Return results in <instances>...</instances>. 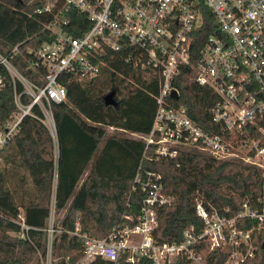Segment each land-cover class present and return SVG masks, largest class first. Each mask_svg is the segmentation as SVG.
<instances>
[{
  "label": "built area",
  "instance_id": "2783aa9c",
  "mask_svg": "<svg viewBox=\"0 0 264 264\" xmlns=\"http://www.w3.org/2000/svg\"><path fill=\"white\" fill-rule=\"evenodd\" d=\"M38 1L33 11L48 15L43 25L48 38L36 47L14 44L0 52V91L9 83L13 103L5 116L0 113V155L24 116L41 122L55 143L52 104L65 100L59 75L96 76L109 49L120 51L124 62L156 75L150 129L135 133L150 157L191 150L251 165L259 169L262 180L255 202L243 201L230 215L206 209L195 198L199 226L183 228L177 241H160L153 236L156 209L168 205L171 196L162 188L159 173L137 171L131 190L137 187L143 195L135 222L112 227L101 238L80 234V257L116 262L123 256L130 264L139 257L149 258L151 264H173L182 258L200 264L196 247L201 244L224 252V264L250 257V233L264 225V0ZM208 16L211 24L205 22ZM84 20L88 27L75 34ZM183 65L215 94L208 108L214 130L201 127L184 106L172 102L178 96L174 76ZM244 218L255 224L241 227Z\"/></svg>",
  "mask_w": 264,
  "mask_h": 264
},
{
  "label": "trees",
  "instance_id": "16d2710c",
  "mask_svg": "<svg viewBox=\"0 0 264 264\" xmlns=\"http://www.w3.org/2000/svg\"><path fill=\"white\" fill-rule=\"evenodd\" d=\"M38 2L0 0V52L14 44L36 47L48 38L43 26L48 15L33 11ZM74 15L79 18V12L74 11ZM211 21L208 16L205 22ZM88 25L84 20L75 34ZM102 60L104 64L94 77L78 79L73 72L59 75L65 100L52 104L55 143L41 122L24 116L3 149L4 161L10 159L26 171L33 193L18 200L8 182L7 167L0 163V264H41L36 256L38 252L45 255L43 230L50 204L55 213L62 211L58 233L51 242L50 264H74L81 256L82 233L101 238L112 227L133 224L143 195L137 187L131 190L137 171L159 173L162 188L171 196L168 205L156 209L153 236L160 241H177L183 228L199 226L195 198L206 209L227 215L235 213L245 200L255 202L262 180L259 169L251 165L191 150L150 157L140 138L105 135L106 126L135 133L149 131L157 81L149 69L124 62L120 51L108 49ZM174 84L178 96L172 99L173 104L184 106L201 127L214 130L208 112L215 100L213 90L197 83L185 65L174 76ZM110 90L114 104L103 101ZM12 107L11 86L6 83L0 91L1 115ZM252 224L253 220L244 218L240 226L249 228ZM250 241L253 254L238 264H264V225L251 231ZM196 251L202 256L200 264H224L222 251L208 250L203 244ZM85 264L130 263L123 256L116 262L95 256ZM133 264L151 261L139 257ZM173 264L189 263L177 258Z\"/></svg>",
  "mask_w": 264,
  "mask_h": 264
},
{
  "label": "rangeland",
  "instance_id": "374dc122",
  "mask_svg": "<svg viewBox=\"0 0 264 264\" xmlns=\"http://www.w3.org/2000/svg\"><path fill=\"white\" fill-rule=\"evenodd\" d=\"M24 1H30V0H24ZM123 135L128 137L136 138L135 132L131 133L128 131H124L117 127L112 126H106L105 127V135ZM54 151L55 148H54ZM4 151H2L0 155V163L4 164L7 167V176H8V182L10 187L14 190L15 195L17 199L19 198L26 200L32 196L33 188L30 182V179L28 178L26 171L23 169V167L15 164L14 162L7 160L4 161L2 158ZM20 177L23 178V180L20 182ZM62 215V211H59L58 213H55L53 211V206L50 204V210L49 215L47 218L46 227L44 228V242L43 247L45 250V255L42 257L40 253H37V256L41 264H50L52 262L51 259V242L53 237L58 233L57 227H58V220L60 219ZM48 226H53L56 230L48 233L46 228ZM87 262L86 259H82L80 256L77 258L74 264H85Z\"/></svg>",
  "mask_w": 264,
  "mask_h": 264
},
{
  "label": "water",
  "instance_id": "95a60500",
  "mask_svg": "<svg viewBox=\"0 0 264 264\" xmlns=\"http://www.w3.org/2000/svg\"><path fill=\"white\" fill-rule=\"evenodd\" d=\"M171 95L175 96V91L174 90L171 91ZM103 101L106 104H114L115 103V101L113 99V90H110V91H108L107 93L104 94Z\"/></svg>",
  "mask_w": 264,
  "mask_h": 264
},
{
  "label": "crops",
  "instance_id": "0c3cea01",
  "mask_svg": "<svg viewBox=\"0 0 264 264\" xmlns=\"http://www.w3.org/2000/svg\"><path fill=\"white\" fill-rule=\"evenodd\" d=\"M131 133H134V132H131Z\"/></svg>",
  "mask_w": 264,
  "mask_h": 264
}]
</instances>
